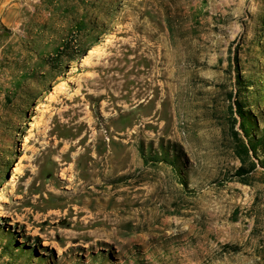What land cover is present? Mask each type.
<instances>
[{"label": "rangeland", "instance_id": "rangeland-1", "mask_svg": "<svg viewBox=\"0 0 264 264\" xmlns=\"http://www.w3.org/2000/svg\"><path fill=\"white\" fill-rule=\"evenodd\" d=\"M0 4V264H264V158L235 176L231 112L264 129V0ZM76 105L98 162L72 186L69 117L42 122Z\"/></svg>", "mask_w": 264, "mask_h": 264}, {"label": "bare ground", "instance_id": "bare-ground-1", "mask_svg": "<svg viewBox=\"0 0 264 264\" xmlns=\"http://www.w3.org/2000/svg\"><path fill=\"white\" fill-rule=\"evenodd\" d=\"M98 66V65H97ZM93 79H89V81H87L85 84L87 86H90L91 83L90 81H92ZM93 82V81H92ZM95 83V82H94ZM104 84V83H103ZM67 90V89H66ZM60 95L64 96L65 94V90L62 89V91L59 92ZM62 98V97H61ZM56 97L53 98L49 105L47 107L48 110H50V107H52L53 105L56 104ZM75 96H71L70 98H66L65 97V102H73L75 100ZM62 102V101H61ZM64 102V103H65ZM74 104V103H73ZM63 105V104H62ZM75 105V104H74ZM54 107V106H53ZM65 107V106H64ZM67 107V106H66ZM52 109H55V108H52ZM60 109V108H59ZM56 110V109H55ZM82 110V109H81ZM80 110V106L76 105V106H71L69 107L68 109H65V110H60L59 112L57 113H52L51 114H48L49 112H47V116H49V122L47 121H44L42 122V124L44 125H48L50 123H53V121L58 120L59 118H61V116H67L69 117V120L66 122V121H62V120H58L57 123H53V125H51V128H52V131L55 130L57 127H62V128H65L66 129V134H65V137H63L62 139H59V137L57 136L56 137V143L55 145L58 147L62 142H65V146L61 149V155H60V159L58 160V166H62L64 165L66 161L68 160H71L72 161V164L70 165L69 169H75V167H77V164L80 160H83V165L82 166V170H80L79 172H77L76 175H72L71 174V178L69 179L68 178V181H70L71 185L73 186L74 185V182L76 180H78V175L79 174H84V175H89L91 176L89 178V180H93V170L95 168V164H97L98 162V159L95 160V161H91L90 160V157H91V153L89 151H91V146L90 144H83V141L85 139V135H82V136H79V138L74 141L78 135H79V132L81 130V128L83 126H85V122L83 120H78L79 116L82 114V111ZM58 111V110H57ZM113 116H110L108 115V117H106L107 119H110L112 118ZM46 117V119H48ZM78 118V119H77ZM67 119V118H66ZM78 120V122H74L75 120ZM112 120V119H111ZM109 121V120H108ZM111 122V121H110ZM91 123V122H90ZM89 123V124H90ZM106 124V123H105ZM42 125V126H44ZM108 125V124H107ZM40 126V125H39ZM90 126V125H89ZM45 127V126H44ZM86 130V129H85ZM89 132V131H88ZM87 133V132H86ZM97 133V132H96ZM93 134V133H92ZM93 136H97L96 134L93 135ZM100 136V135H98ZM97 136V137H98ZM94 138V137H93ZM94 141V140H93ZM95 142V141H94ZM78 146H81V147H78ZM111 149V148H109ZM74 150L75 152L74 153H71V151ZM111 153V152H110ZM105 161L103 163L104 167L106 169L110 168V160H109V153L106 154L105 156ZM113 161V160H112ZM88 162V163H87ZM113 163V162H112ZM67 164V163H66ZM95 171V170H94ZM109 171V170H108ZM67 172H68V169H64L63 172L61 173V176L63 179H67ZM81 174V175H82ZM67 176V177H66ZM97 177V176H96ZM87 181V180H86ZM81 184H79V187L82 188L83 187V183H86V182H80ZM66 188H69V186H67ZM72 188V187H70ZM78 189V188H77ZM77 191V190H76ZM54 193V192H53ZM57 193V192H55ZM87 194H89L88 192H86ZM58 194V193H57ZM44 245H50L49 241L48 240H44Z\"/></svg>", "mask_w": 264, "mask_h": 264}, {"label": "trees", "instance_id": "trees-1", "mask_svg": "<svg viewBox=\"0 0 264 264\" xmlns=\"http://www.w3.org/2000/svg\"><path fill=\"white\" fill-rule=\"evenodd\" d=\"M239 85L248 84L249 82L252 83L251 80L244 82V80L238 76ZM245 97L243 98H236L234 100L235 107H231L232 115H235L236 117L233 119L234 125L239 124V129L241 131V138H237L239 135L237 132H234L236 135V139L239 142L237 146V153L239 156V159L241 161V166L237 169L235 176L242 178L246 177L249 173H251L255 167L256 163L254 161H251V157L258 158L259 152L262 153L264 158V129L259 131L258 123L256 120V117L253 115V113L246 108V102ZM145 155V154H143ZM146 156V155H145ZM163 158L157 157L158 161H165L168 164L175 166L176 162L174 159L170 160V158ZM247 159L250 160L249 168H246ZM148 162H153L152 160H145ZM262 165H264V161H262ZM242 181V180H240ZM245 181V180H243ZM183 185L186 187V182H182ZM245 183V182H243Z\"/></svg>", "mask_w": 264, "mask_h": 264}, {"label": "crops", "instance_id": "crops-1", "mask_svg": "<svg viewBox=\"0 0 264 264\" xmlns=\"http://www.w3.org/2000/svg\"><path fill=\"white\" fill-rule=\"evenodd\" d=\"M2 7H3V4H0V10L2 9Z\"/></svg>", "mask_w": 264, "mask_h": 264}]
</instances>
